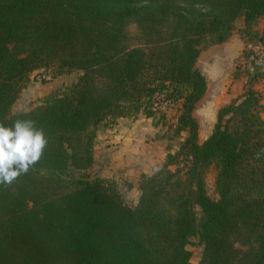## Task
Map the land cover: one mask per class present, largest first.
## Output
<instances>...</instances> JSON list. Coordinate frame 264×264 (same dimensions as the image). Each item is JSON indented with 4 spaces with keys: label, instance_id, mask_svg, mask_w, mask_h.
Returning <instances> with one entry per match:
<instances>
[{
    "label": "trees",
    "instance_id": "trees-1",
    "mask_svg": "<svg viewBox=\"0 0 264 264\" xmlns=\"http://www.w3.org/2000/svg\"><path fill=\"white\" fill-rule=\"evenodd\" d=\"M241 16H264V0H0V122L35 120L49 141L0 185V264H264V94L251 85L220 107L204 141L193 112L208 87L203 40L225 41ZM38 68L81 72L13 111ZM162 100L178 103L175 120ZM140 113L158 116L168 151L131 204L116 179L86 170L100 126Z\"/></svg>",
    "mask_w": 264,
    "mask_h": 264
},
{
    "label": "rangeland",
    "instance_id": "rangeland-1",
    "mask_svg": "<svg viewBox=\"0 0 264 264\" xmlns=\"http://www.w3.org/2000/svg\"><path fill=\"white\" fill-rule=\"evenodd\" d=\"M136 29L137 26L133 24L132 30ZM259 42L264 44V16L251 24H243L242 19L237 20L229 37L223 42L214 43L210 36L203 40L198 67L201 71L208 73L213 84L208 98L206 97L205 101L200 103L199 109L196 111L201 121L199 140L211 134L217 121L216 112L218 109L242 96L251 85L264 94V50L261 51L255 46ZM53 72L52 69H35L31 74L28 90L22 91L13 111L25 110L42 102L47 94L71 84L81 71L72 69L61 74ZM178 106V103L169 104L162 100L158 110L165 111L168 120L173 121L179 112ZM156 119L158 116L153 119L140 113L137 116L119 118L111 125L100 126L94 147L97 165L93 164L86 171L94 176L98 174L101 163L110 161L113 156L121 158L126 151L134 153V150L135 154L141 153L143 159H147L149 154L154 156L146 166L150 167L160 162L163 146L160 143V138H157L160 126L156 127L153 124ZM183 134L186 135L187 132L184 131ZM155 138L159 139V141H155L156 143L151 141ZM164 142L166 143L165 140ZM149 145H151L150 148L147 147ZM142 162L145 164L144 160ZM217 172L218 167L215 163H211L206 169V188L213 198L219 196L216 188ZM117 182L120 184L119 188L126 201L134 204L136 191L133 188V183L128 180L121 182L117 180ZM191 249L193 251L192 260L198 263L203 252V245L198 236L193 237Z\"/></svg>",
    "mask_w": 264,
    "mask_h": 264
},
{
    "label": "clouds",
    "instance_id": "clouds-1",
    "mask_svg": "<svg viewBox=\"0 0 264 264\" xmlns=\"http://www.w3.org/2000/svg\"><path fill=\"white\" fill-rule=\"evenodd\" d=\"M48 138L32 119L0 122V185L9 187L27 174L43 157Z\"/></svg>",
    "mask_w": 264,
    "mask_h": 264
},
{
    "label": "crops",
    "instance_id": "crops-1",
    "mask_svg": "<svg viewBox=\"0 0 264 264\" xmlns=\"http://www.w3.org/2000/svg\"><path fill=\"white\" fill-rule=\"evenodd\" d=\"M261 17H263V16H261ZM261 17H259L258 19H260ZM240 18L243 20V24H246L244 16L239 17L237 20H241ZM237 20H236V22H237ZM257 20H255L254 22H256ZM199 59H200V57L198 58V60ZM197 66H198V61H197ZM202 72L205 74V76L207 78L208 87H207V90H206L205 94L197 102L196 107H195V109L193 111L195 117L197 118V120L199 119L198 120L199 124L201 123V121H200V117L197 115L196 111H198V109H199L198 107L200 106V103L205 101L206 97L208 98V93L210 91L211 85L213 84L212 81L210 80V78L208 77V73H206L204 71H202ZM26 90H28V86L25 87V91ZM21 94H22V92H21ZM235 98H237V97H235ZM125 117H129V116H122V117H119V118H125ZM147 117H149V116H147ZM153 124L156 127L158 126L155 123H153ZM206 137H204L200 141H204L206 139ZM157 138H155L154 140L152 139L151 141H153V142L159 141V139H157ZM160 143L163 146L162 158L160 159V162H158L157 164L152 165L150 167L146 166V165L149 164V162H151L152 158L154 157L151 154H149V157L147 159H143L142 158L143 156L140 155L141 153L139 155L135 154V150L133 151L134 153H132V152L129 153V152L126 151V152L123 153L121 158L113 156L110 159V161H105L104 164L101 163L99 165L98 174L101 175V176L113 177V178L117 179L120 182L124 181V180H128L129 182H132L133 183V188L136 191L135 193H136V198H137L139 193H140L139 180H140L141 175L143 173H152L156 168L160 167L163 164L164 160H165V157H166V154H167V151H168V149H167V141L165 143L164 140H161V138H160ZM150 146L151 145H149L147 147L150 148ZM142 160L145 161V164H144V162H142ZM93 164L97 165L96 162L93 163Z\"/></svg>",
    "mask_w": 264,
    "mask_h": 264
},
{
    "label": "built area",
    "instance_id": "built-area-1",
    "mask_svg": "<svg viewBox=\"0 0 264 264\" xmlns=\"http://www.w3.org/2000/svg\"><path fill=\"white\" fill-rule=\"evenodd\" d=\"M256 47H258L259 49H261V51L264 50V44L259 42L258 44L255 45Z\"/></svg>",
    "mask_w": 264,
    "mask_h": 264
}]
</instances>
